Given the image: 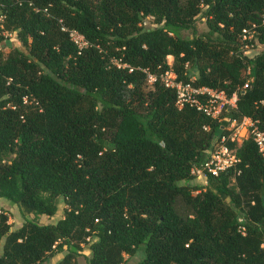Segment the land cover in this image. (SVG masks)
Segmentation results:
<instances>
[{
	"label": "trees",
	"instance_id": "obj_1",
	"mask_svg": "<svg viewBox=\"0 0 264 264\" xmlns=\"http://www.w3.org/2000/svg\"><path fill=\"white\" fill-rule=\"evenodd\" d=\"M252 24L248 44H264V0H0V40L15 32L26 48L0 52V197L33 214L10 229L0 213V264L57 252L55 264H77L83 243L86 264H123L138 246L137 264H264V158L252 138L226 140L235 166L190 182L224 118L264 132V51L247 56L240 40ZM167 55L178 79L235 93V105L219 119L177 108L142 70L167 67ZM60 199L61 217L36 221Z\"/></svg>",
	"mask_w": 264,
	"mask_h": 264
},
{
	"label": "built area",
	"instance_id": "obj_2",
	"mask_svg": "<svg viewBox=\"0 0 264 264\" xmlns=\"http://www.w3.org/2000/svg\"><path fill=\"white\" fill-rule=\"evenodd\" d=\"M149 16L145 17L143 24H147ZM68 34L77 48H83L87 45V40L84 36L75 29H69ZM255 29L254 24L250 27H243L240 33V40L242 47H248V41L254 38ZM172 57L167 55L166 58ZM167 60V59H166ZM171 62L167 60V67L156 71L142 69L145 72L146 82L151 84L156 79H159L164 87L172 89L175 95L174 104L177 108L185 105L193 107L204 116L211 119H219V114L223 108L228 105L234 106L236 94L232 93L227 96L223 90H217L208 86H194L191 83L183 82L177 78L175 71L171 68ZM118 67H127L129 71L133 69L126 63L115 62ZM160 66L157 67V69ZM226 120L225 130L226 134H222L215 146L209 151L206 158L198 165H194L190 169L193 176L201 177L204 179L206 174L213 176L218 175L220 172L225 171L235 166L238 161L234 150L226 144V140L240 143L243 139L250 137L258 147V151L264 158V132L259 129L250 117L242 116L241 119H228ZM206 127V126H203ZM205 182V179H204ZM240 220V218H239ZM238 229L244 233V226L239 225ZM261 247L264 248V238L261 241Z\"/></svg>",
	"mask_w": 264,
	"mask_h": 264
},
{
	"label": "rangeland",
	"instance_id": "obj_3",
	"mask_svg": "<svg viewBox=\"0 0 264 264\" xmlns=\"http://www.w3.org/2000/svg\"><path fill=\"white\" fill-rule=\"evenodd\" d=\"M149 19L150 20H147V24L151 23L152 19L151 18ZM195 28L198 33H202L207 30L205 19L202 13L196 16ZM4 34H5V37L0 40V52L2 56H4L13 47H17L26 52V48L18 40L15 32H11V33L5 32ZM181 34L185 37H190L192 35V32L190 29H185L181 31ZM242 51L247 56H252L258 52L264 51V44L254 39L252 44L251 45L248 44V47L244 48V50L242 49ZM167 60L172 61V57H170L169 59L167 58ZM215 144L216 142L214 143L213 147L215 146ZM204 179H201V177L193 176L190 182L192 184L195 183V184L202 185L204 183ZM175 208L181 213H185L189 210V208L185 205L183 200L180 199L179 197L177 198L175 202ZM64 209H65L64 201L60 199L58 202V209L54 215L47 216L45 214H40V215L34 216V218L39 223L53 222L57 218L62 216ZM0 213H5L8 216V223L10 224V229L17 228L24 222L26 218L33 217L32 213L22 212L16 204L10 203L4 197H0ZM1 242L2 240H0V245H1ZM88 245H89L88 243H83L81 245L82 249L75 256V260L77 264H86L87 257L90 255V249ZM143 255H144V252L142 251V246H138L135 249V251H133L131 254H128V253L123 254V257H124L123 264H137ZM62 256H63L62 252H57L55 254L49 255L45 260H43L39 264H55L62 258Z\"/></svg>",
	"mask_w": 264,
	"mask_h": 264
}]
</instances>
